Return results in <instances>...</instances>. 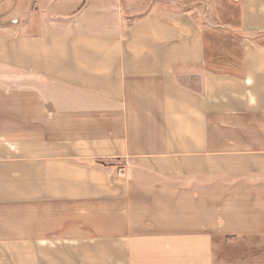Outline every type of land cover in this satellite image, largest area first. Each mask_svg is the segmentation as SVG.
Returning <instances> with one entry per match:
<instances>
[{"label":"crops","instance_id":"crops-1","mask_svg":"<svg viewBox=\"0 0 264 264\" xmlns=\"http://www.w3.org/2000/svg\"><path fill=\"white\" fill-rule=\"evenodd\" d=\"M0 264H264V0H0Z\"/></svg>","mask_w":264,"mask_h":264},{"label":"built area","instance_id":"built-area-1","mask_svg":"<svg viewBox=\"0 0 264 264\" xmlns=\"http://www.w3.org/2000/svg\"><path fill=\"white\" fill-rule=\"evenodd\" d=\"M233 2H239V1H241V0H232Z\"/></svg>","mask_w":264,"mask_h":264}]
</instances>
